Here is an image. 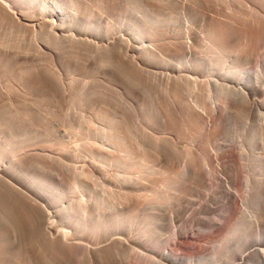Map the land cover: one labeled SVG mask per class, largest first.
<instances>
[{
  "label": "rangeland",
  "instance_id": "rangeland-1",
  "mask_svg": "<svg viewBox=\"0 0 264 264\" xmlns=\"http://www.w3.org/2000/svg\"><path fill=\"white\" fill-rule=\"evenodd\" d=\"M11 1L14 20L0 13V168L49 210L70 207L55 217L51 234L69 233L76 245L36 241L11 227L5 213L0 217L10 223L0 220V264H154V258L264 264L251 253L264 248V169L254 159L264 145L253 140L255 131L264 133V107L242 111L230 95L202 81L226 78L219 70L224 64L211 61L215 53L206 35L215 17L242 23L235 41L248 45L246 70L227 75L230 80L264 82V0ZM67 13L71 21H59L52 34L46 22L66 20ZM253 23L258 27L249 29ZM139 24L153 49L144 58L148 69L135 73L101 46L120 35L138 46ZM72 33L76 38L66 40ZM188 59L200 66L187 76L193 82L178 75ZM167 76L179 77L183 86L173 88ZM123 116L139 148L126 158L133 177L120 162L126 152L116 131ZM35 148L46 149L32 156L28 151ZM86 167L90 172H83ZM41 180L51 189L44 191ZM127 199L132 204L125 209ZM88 247L101 251L93 257ZM24 248L30 260L18 254Z\"/></svg>",
  "mask_w": 264,
  "mask_h": 264
},
{
  "label": "bare ground",
  "instance_id": "bare-ground-1",
  "mask_svg": "<svg viewBox=\"0 0 264 264\" xmlns=\"http://www.w3.org/2000/svg\"><path fill=\"white\" fill-rule=\"evenodd\" d=\"M187 1V0H186ZM10 2V3H9ZM239 4V3H238ZM247 5V4H246ZM252 7V6H251ZM12 8H14L13 3L11 0H0V13H2L3 15L1 16H6L7 18L11 17V19H13V15L11 13V11L13 10ZM257 9V8H256ZM231 11V10H230ZM17 13V12H16ZM69 15V18H67L66 20H63L61 17L56 16L54 19H52V21H47V25L50 28V32H52V34L58 30L59 26H62L59 21H63L64 23H68L71 20V14L67 13ZM62 15V14H61ZM0 16V17H1ZM233 16V15H232ZM17 17V16H15ZM23 17V16H22ZM18 18V17H17ZM3 19V18H2ZM1 19V20H2ZM14 20V19H13ZM21 20V19H18ZM44 20V19H43ZM11 21V20H10ZM16 21V20H15ZM22 21V20H21ZM44 21V22H45ZM235 22V21H234ZM239 22V21H238ZM238 22H236V24H227L224 21L218 20L215 17L210 20L207 28H206V35L208 38V41L210 42L211 46L214 49V56H212L211 61H213V59L215 58L216 62H214V64L220 66L221 64H224L223 68L219 69L220 71H222V73L220 75H226V78H215L214 77H208L205 79H202V81L205 83H203V85L205 87L211 86L214 89H216L217 91H220V93L225 94V95H230L229 98L234 99L237 104H235L238 108H241V110L243 111L244 109H248V108H257L262 109L264 106L260 100V93H264V82L261 83L260 81L256 80L255 83L254 82H249V79L246 78L245 76H240V82H232L230 80V78L227 75H242L243 70H246L245 68V64L246 61L248 59V45L246 42H244L243 44H238L235 40L236 37L240 35V30L242 28V23H241V27L240 24H238ZM12 24V23H10ZM28 24V23H26ZM34 28H36V26H38V23H32ZM246 26V23H244ZM31 25V24H30ZM45 25V26H47ZM20 26V25H19ZM32 26V25H31ZM47 26V27H48ZM44 27V25L42 26ZM41 27V28H42ZM248 27V26H247ZM258 27L256 25V23H253L252 26L249 29L252 28H256ZM39 28V29H41ZM37 29V28H36ZM31 31V30H30ZM36 31V30H35ZM137 35L140 38V41H138V46L136 45H132L128 42L127 39H124L121 35L118 38L113 39L114 41H110L108 42L106 45L103 44V46H101L103 49H105L110 58L112 59V61H115L120 67L133 71L135 73H139V72H144L148 69L146 62L144 61V58L147 59V57L149 56L148 52L150 51V49H153L150 45L146 44L145 42L150 41L149 39L150 36L149 34H147V30L143 27V25L139 24L137 26ZM245 31V30H244ZM243 31V33H245ZM57 32L54 34L56 35ZM202 34V33H201ZM248 34V33H246ZM59 37V36H57ZM66 37V36H64ZM75 34L72 33L70 35L67 36L66 40L69 38L74 39ZM55 38V37H54ZM60 38V37H59ZM76 38V37H75ZM169 38H172L171 36ZM65 39V38H64ZM240 39V38H239ZM71 40V39H70ZM77 40L81 41L83 39H79V37L77 38ZM76 40V42H78ZM112 40V39H111ZM171 40V39H169ZM189 40V38H188ZM53 41V40H52ZM79 41V42H80ZM85 41H89L91 43L94 44V46H96V44L98 43L97 41H91L88 39H85ZM130 41V40H129ZM173 41V40H172ZM175 41V40H174ZM84 42V41H83ZM82 42V43H83ZM89 42H87V44L89 45ZM168 42V41H167ZM171 41H169L168 43H170ZM186 42V41H185ZM190 42V41H189ZM241 42V41H239ZM75 43V40H74ZM188 43V42H187ZM174 44V43H172ZM184 44V43H183ZM191 44V43H190ZM101 45V44H100ZM171 45V43H170ZM187 45V44H186ZM87 46V45H86ZM92 45V47H94ZM168 46V45H167ZM175 46V45H174ZM179 46V45H178ZM188 46V45H187ZM100 47V48H101ZM61 49V48H60ZM65 49V48H64ZM62 51V50H61ZM170 51V50H169ZM65 52V51H64ZM250 53V52H249ZM53 56V55H52ZM251 57V56H249ZM250 59V58H249ZM187 64L184 65L187 70L184 71L183 73L180 72L178 73V75H180L179 77L181 79H188L190 82H193V80H191L189 77H187L188 75H196V73H194L195 68H199L200 66L194 62V60H190L188 59ZM185 64V63H184ZM199 66V67H198ZM202 66V65H201ZM248 66V65H246ZM47 67V66H46ZM45 67V68H46ZM205 67V66H202ZM104 68V67H103ZM48 69V68H47ZM194 70V71H192ZM239 70V71H238ZM248 70V69H247ZM52 71V70H51ZM153 71V70H152ZM182 71V70H181ZM49 72V71H47ZM218 72V71H217ZM50 74V73H49ZM128 74V73H127ZM167 75H176V74H170V73H166ZM212 73L208 74L211 75ZM214 74V73H213ZM169 78L164 77L165 79L169 80V84L172 85L173 88H178L183 86L182 80L178 78H175L173 76H167ZM49 78V77H48ZM53 79V78H52ZM51 79V80H52ZM163 79V77L161 78ZM57 80V79H56ZM55 81V80H54ZM196 85H198L199 83L196 82H200L195 80L194 81ZM249 82V83H248ZM153 84V83H152ZM110 85V84H108ZM156 85V84H155ZM168 85V84H167ZM112 86V85H111ZM159 87V86H158ZM165 87V86H164ZM163 87V88H164ZM204 87V88H205ZM118 88V87H117ZM181 89V88H180ZM117 90V89H116ZM163 91V90H162ZM165 91V90H164ZM111 92V91H110ZM112 93V92H111ZM156 93V92H155ZM172 93V92H170ZM157 94V93H156ZM179 94V93H178ZM168 95V94H167ZM182 95V93H181ZM170 96V95H169ZM197 96V95H196ZM171 97V96H170ZM201 97V96H200ZM199 97V98H200ZM105 98V97H104ZM196 98V97H195ZM194 98V100H196ZM198 98V96H197ZM221 98V97H220ZM166 99V98H165ZM173 99V98H172ZM232 99H229L232 100ZM176 100V99H175ZM192 100V101H194ZM178 101V100H176ZM182 101V100H180ZM191 101V102H192ZM200 101V100H199ZM222 101V100H221ZM228 101V102H229ZM183 102V101H182ZM181 102V103H182ZM188 102V101H187ZM190 102V100H189ZM198 102V101H197ZM217 102V101H216ZM231 102V101H230ZM229 102V103H230ZM59 103V102H58ZM221 103V102H220ZM104 104V103H103ZM187 104V103H186ZM203 104V102H202ZM175 105V104H174ZM196 105V104H194ZM199 105V104H198ZM226 105V104H223ZM231 105V104H229ZM108 106V105H106ZM155 106V105H154ZM171 106V105H170ZM202 106V105H201ZM233 106H234V101H233ZM235 106V107H236ZM39 107V106H38ZM111 107V106H110ZM109 107V108H110ZM125 107V106H124ZM227 107H230L227 105ZM236 107V108H237ZM187 108V107H186ZM211 107H209L210 109ZM215 108V107H214ZM237 108V110H238ZM47 109V108H46ZM136 109V108H135ZM159 109V108H158ZM206 109V108H205ZM224 109V108H223ZM235 110V109H234ZM251 110V109H250ZM202 111V109H201ZM212 111V109H211ZM249 111V109H248ZM195 112V111H194ZM210 112V111H209ZM241 112V111H240ZM115 113V112H114ZM126 113V112H125ZM206 113V112H205ZM228 113V112H227ZM252 113V112H251ZM212 114V112H211ZM236 114V113H234ZM259 114V113H258ZM262 114V119H263V123H262V128L264 129V113L261 112ZM179 115V114H178ZM243 115V114H242ZM122 116V114H121ZM168 116V115H167ZM231 116V114H230ZM246 116V115H245ZM208 118L210 117L209 115L207 116ZM112 120V119H111ZM117 120V119H116ZM139 120V119H138ZM248 120V119H247ZM250 121V120H249ZM116 122V121H115ZM140 122V121H139ZM210 122V121H209ZM119 127L118 130L116 131V136L119 139V143L122 146V148H125V152L126 155L124 157V159H121L120 162L122 164L123 167L127 168V170L125 171L124 174H126L127 176H131L133 177L134 175L132 174V172H130L128 170V167H130V164L126 161L127 159H130L133 157L134 154H137L139 151V148L137 147V145L131 141L130 139V134H132L131 130H130V125L129 122L127 120L126 117H121L118 123ZM211 124V123H210ZM136 126V125H135ZM144 126V124H143ZM132 127V126H131ZM137 127V126H136ZM261 127V126H260ZM142 129V128H141ZM102 130V129H101ZM186 130V129H185ZM210 130V129H209ZM144 131V130H143ZM191 131V130H190ZM217 131V130H216ZM264 131V130H263ZM106 132V131H105ZM114 132V131H113ZM151 132V131H150ZM144 133V132H143ZM142 133V134H143ZM218 133V132H217ZM134 134V133H133ZM132 134V135H133ZM140 134V133H139ZM136 135V134H135ZM141 135V134H140ZM154 135V134H153ZM170 135V134H169ZM168 136V135H167ZM249 136V135H248ZM116 137V138H117ZM135 137V136H134ZM149 137V136H148ZM143 138V137H142ZM159 139V138H158ZM133 140V139H132ZM136 140V139H135ZM133 140V141H135ZM253 140L254 143L258 142H262L264 145V133L263 134H259V133H255L253 134ZM138 141V138H137ZM148 141V140H147ZM158 141V140H157ZM248 141V140H247ZM139 142V141H138ZM141 142V141H140ZM144 142V141H143ZM257 142V143H258ZM243 143V142H242ZM138 144V143H137ZM143 145V143H142ZM188 145V144H186ZM244 145V144H243ZM242 145V146H243ZM169 146V145H168ZM211 146V145H210ZM105 147V146H104ZM140 147V146H139ZM184 147V146H183ZM194 147V146H192ZM108 148V147H107ZM155 148V147H154ZM46 149V148H44ZM44 149H40V148H35V149H31L28 152L32 155L34 154H39L37 152H42ZM197 149V148H196ZM232 150V149H231ZM45 152V151H44ZM146 152V151H143ZM246 152V151H244ZM249 152V151H248ZM116 153V152H115ZM177 153V152H176ZM188 153V152H187ZM140 154V153H139ZM32 155V156H33ZM203 155V154H202ZM217 155V154H216ZM264 155V154H263ZM261 156V154H257L255 155L254 159L257 161L258 163V167H260V170L264 169V156ZM50 156V155H49ZM144 156V155H142ZM148 156V155H147ZM178 156V155H177ZM219 156V155H218ZM23 158H19V161L22 162V160L24 158H28V153H24V156H22ZM205 157V156H204ZM178 158V157H177ZM226 158V157H225ZM249 158V156H248ZM190 159V158H189ZM217 159V158H216ZM236 159V158H235ZM143 160V159H142ZM146 160V159H145ZM163 162V161H162ZM238 162V161H237ZM18 163V162H16ZM183 163V162H182ZM224 163V161H223ZM232 163V162H230ZM166 164V163H165ZM168 164V163H167ZM206 164V163H205ZM132 165V164H131ZM218 165V164H217ZM198 166V165H197ZM235 166V165H234ZM165 168V167H164ZM167 168V167H166ZM185 168V167H184ZM93 169V168H91ZM169 169V168H167ZM206 169V168H205ZM209 169V168H208ZM83 172H90V168L86 167L83 169ZM169 170H172L169 169ZM93 171V170H92ZM168 171V170H167ZM173 171V170H172ZM186 171V169H185ZM211 171V170H210ZM264 172V171H263ZM59 173V172H58ZM145 173V172H144ZM143 173V174H144ZM179 173V171H178ZM85 174V173H84ZM117 174V173H116ZM59 175V174H58ZM87 175V174H86ZM122 175V174H121ZM133 175V176H132ZM126 176V178H127ZM128 176V177H129ZM196 176V175H195ZM182 177V176H181ZM7 176V172L6 171H2V169L0 168V211L2 212V214L0 213V216L4 215L6 213V215L8 214L10 217L8 220H11L10 222L14 224V226H11L13 224H9L11 227H18V229H21L22 231H25L26 233H29L30 235H34V237L37 239H41L43 240L42 242L46 241L48 242V244L50 243L51 245H55V248L58 246H61L62 248H68V247H72L75 246L76 243L71 241V238L69 237V233H63L64 235L58 234V236H54L53 234H51V230H52V225H54V221L56 218H58L60 216V214L63 215H67L69 213V206L65 207V205H62L60 207H58L57 211H51L48 209V207H46V205L42 204L39 199H37L36 197H32L30 195H28L26 192H24L22 189L18 188L16 185L12 184L8 179ZM124 178V177H123ZM170 178V177H169ZM214 179V178H213ZM226 179V178H225ZM48 180V179H47ZM42 181V180H41ZM41 188L44 191H48L50 188V184L48 183V181H42V185ZM128 192V191H127ZM230 192V191H229ZM83 197V196H82ZM85 198V197H84ZM133 198V197H132ZM123 202V201H122ZM126 204V205H125ZM132 201L130 200H126V202L124 201V207L125 209H128L129 206H131ZM120 205V204H119ZM4 215V216H6ZM134 215V214H133ZM56 217V218H55ZM1 218V217H0ZM12 218V219H11ZM60 218V217H59ZM4 219L3 217L0 219L2 220ZM5 221H3V223H5L7 221V217L6 219H4ZM259 220V218H258ZM261 221V220H260ZM7 221V223H10ZM258 222V221H257ZM5 223V224H7ZM258 224V223H257ZM16 226V227H15ZM15 230V229H14ZM19 232V230H17ZM11 232V231H10ZM15 233V232H14ZM53 233V232H52ZM29 236V235H28ZM33 237V238H34ZM16 239V238H15ZM128 240H130L128 238ZM21 241V240H20ZM40 242V241H39ZM118 242V241H117ZM108 243V242H107ZM122 244H125L123 241L121 242ZM42 244V243H41ZM56 244L58 246H56ZM115 244V243H114ZM113 245V244H112ZM123 246V245H122ZM108 247V246H107ZM106 247V248H107ZM110 247V246H109ZM38 248V247H37ZM22 249V248H21ZM103 249V248H102ZM27 250L28 249H23L22 251H18L20 256H27L29 257V254L27 255ZM42 250V249H41ZM106 250V249H105ZM104 250V252H105ZM101 251L100 250H96V249H92L88 247V252L89 254H91L93 257H96V255ZM65 253V251H64ZM251 253H255L259 256V258H261L262 260L264 259V248L262 247H257L254 248ZM53 255V254H52ZM70 255V254H69ZM46 256V255H45ZM48 256V255H47ZM39 257V256H38ZM41 257V256H40ZM39 257V259H41ZM65 257V256H64ZM147 257V256H145ZM23 258V257H22ZM23 260V259H22ZM21 260V261H22ZM30 260V257H29ZM44 260V258H43ZM63 260V259H62ZM153 261L154 264H167L162 260H159L157 258L151 259ZM20 262V260H18ZM33 261V260H32ZM151 261V262H152ZM46 262V261H45ZM23 263V262H22ZM43 263V262H42ZM47 263V262H46ZM49 263V262H48ZM28 264V263H27ZM44 264V263H43Z\"/></svg>",
  "mask_w": 264,
  "mask_h": 264
}]
</instances>
